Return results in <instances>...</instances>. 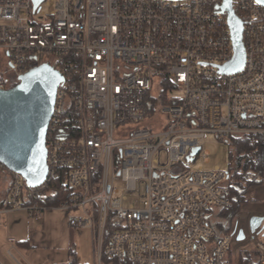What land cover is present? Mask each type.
Returning a JSON list of instances; mask_svg holds the SVG:
<instances>
[{
	"label": "built area",
	"instance_id": "1",
	"mask_svg": "<svg viewBox=\"0 0 264 264\" xmlns=\"http://www.w3.org/2000/svg\"><path fill=\"white\" fill-rule=\"evenodd\" d=\"M223 5L41 0L33 9V0H0V89L42 64L62 76L44 182L28 187L0 162L9 175L6 211L73 212L68 226L91 232L96 264H232L236 231L221 220L231 205L228 173L190 166L206 158L207 134L225 143L264 134V6L230 0L244 65L226 72L220 68L234 48ZM57 188L70 195L56 205L36 200ZM126 192L139 206L126 203ZM263 233L250 239L257 264H264ZM6 242L13 258L16 240Z\"/></svg>",
	"mask_w": 264,
	"mask_h": 264
},
{
	"label": "water",
	"instance_id": "2",
	"mask_svg": "<svg viewBox=\"0 0 264 264\" xmlns=\"http://www.w3.org/2000/svg\"><path fill=\"white\" fill-rule=\"evenodd\" d=\"M257 2V0H255ZM41 0H33V9ZM264 6V2L259 3ZM234 48V56L221 71L236 72L244 65L242 24L234 15L230 4L223 5ZM62 80L59 71L48 64L36 66L19 76V82L0 89V162L7 169L19 173L28 187L41 185L47 175L45 137L55 102L56 87ZM198 148L192 150L196 153ZM251 233L264 229V218L253 216L249 220ZM236 240L245 238L242 229L236 230ZM264 236V233L262 234Z\"/></svg>",
	"mask_w": 264,
	"mask_h": 264
},
{
	"label": "rangeland",
	"instance_id": "3",
	"mask_svg": "<svg viewBox=\"0 0 264 264\" xmlns=\"http://www.w3.org/2000/svg\"><path fill=\"white\" fill-rule=\"evenodd\" d=\"M5 63V56L0 53V71L5 68ZM173 94H178V91H173L171 95ZM203 148L207 152L206 158L193 162L190 166L192 169H213L214 167L225 171L228 169L225 142L218 140L212 134H207L203 140ZM8 184L9 175L6 172H0V260L2 264L64 263L67 260V251L66 248L60 247L61 238L70 239V242H74L76 259L79 264H94V262L96 264L91 232L87 229L73 230L68 226L67 217L73 212H61L64 218L53 216L52 225L45 223L44 229L47 234L44 236L45 245L32 247V241H30V247L15 244L12 251L13 258L8 257L5 254V250L9 248L6 238H14L16 242L25 241L26 237L32 236V228L35 230L42 229V214L54 211L46 209L35 216L23 210L6 211ZM117 186L123 187L120 183ZM125 194L128 198L127 204L139 206L138 196L135 192H126ZM253 216L264 218V175L260 184L249 187L246 193V201L240 204L238 212L233 217H221V220H225V227L229 233H232L235 227L236 230L242 229L245 233V238L240 241H237L233 235L229 250L230 257L235 259L239 253L242 257L250 256V252H253L250 245L251 235L261 239L260 235L250 233L249 220ZM44 237L40 240L42 241Z\"/></svg>",
	"mask_w": 264,
	"mask_h": 264
},
{
	"label": "trees",
	"instance_id": "4",
	"mask_svg": "<svg viewBox=\"0 0 264 264\" xmlns=\"http://www.w3.org/2000/svg\"><path fill=\"white\" fill-rule=\"evenodd\" d=\"M66 58V56H65ZM64 59V58H63ZM227 145L228 157V187L231 205L228 209L222 210V216L233 217L238 212L240 204L246 201V193L251 186L262 182L264 175V134H243L237 137H230ZM70 193L57 188L54 194L45 200L36 198L41 203L56 205L65 199ZM24 242H16L22 245ZM230 254V253H229ZM69 263L76 264L74 249H69ZM248 257L239 254L235 264H250Z\"/></svg>",
	"mask_w": 264,
	"mask_h": 264
},
{
	"label": "crops",
	"instance_id": "5",
	"mask_svg": "<svg viewBox=\"0 0 264 264\" xmlns=\"http://www.w3.org/2000/svg\"><path fill=\"white\" fill-rule=\"evenodd\" d=\"M8 212H11V211H8ZM53 216H59L60 218H64L63 216V213L59 212V211H52L51 213H47V212H44L42 214V222H43V225H42V229H39V230H35L32 228V236L30 235V237H26V243L23 244V247H30V241H32V247H36V246H42V245H45V229H44V225L46 223V225H52L53 224ZM33 223V221H32ZM47 236V234H46ZM39 237V239H37ZM44 237V239H42V241L40 240V238ZM18 242V241H17ZM21 242H24V241H21ZM60 247L62 248H66V251H67V260L64 262V263H52V264H68L69 263V249L70 247H72L74 249V254H75V259H76V253H75V246H74V242H70V239H65V238H61V242H60ZM230 253V252H229ZM241 254V253H239ZM238 254V256H239ZM250 256V264H257V256L254 252H250L249 254ZM238 256L234 259L232 257H230V254H229V259L230 261L232 262V264H235L236 263V260L238 258ZM76 264H79L77 259H76ZM95 264V262H94Z\"/></svg>",
	"mask_w": 264,
	"mask_h": 264
},
{
	"label": "flooded vegetation",
	"instance_id": "6",
	"mask_svg": "<svg viewBox=\"0 0 264 264\" xmlns=\"http://www.w3.org/2000/svg\"><path fill=\"white\" fill-rule=\"evenodd\" d=\"M4 70H6V69L4 68ZM9 73L13 74L11 71H9ZM12 77H13V76H12ZM14 81H15V77L12 78V82H10L8 86L10 87V85H12L11 83H14ZM249 230H250V229H249ZM257 232H258V230H256L254 233H251V232H250V233H251V234H255V233H257ZM244 234H245V233H244ZM253 236H254V235H251V237H253Z\"/></svg>",
	"mask_w": 264,
	"mask_h": 264
},
{
	"label": "snow or ice",
	"instance_id": "7",
	"mask_svg": "<svg viewBox=\"0 0 264 264\" xmlns=\"http://www.w3.org/2000/svg\"><path fill=\"white\" fill-rule=\"evenodd\" d=\"M264 2V0H257V3H262ZM228 4H230V0H225V6H227Z\"/></svg>",
	"mask_w": 264,
	"mask_h": 264
}]
</instances>
